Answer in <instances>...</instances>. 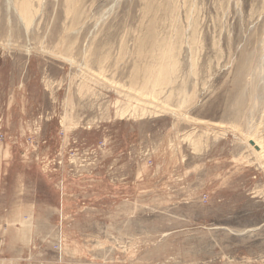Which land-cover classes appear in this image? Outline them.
I'll return each mask as SVG.
<instances>
[{
  "label": "rangeland",
  "instance_id": "rangeland-1",
  "mask_svg": "<svg viewBox=\"0 0 264 264\" xmlns=\"http://www.w3.org/2000/svg\"><path fill=\"white\" fill-rule=\"evenodd\" d=\"M0 264H264V0H0Z\"/></svg>",
  "mask_w": 264,
  "mask_h": 264
},
{
  "label": "bare ground",
  "instance_id": "bare-ground-1",
  "mask_svg": "<svg viewBox=\"0 0 264 264\" xmlns=\"http://www.w3.org/2000/svg\"><path fill=\"white\" fill-rule=\"evenodd\" d=\"M22 8H23V5H22ZM21 8V9H22ZM24 9H26L25 8V6H24ZM21 11V10H20ZM21 13V12H20ZM24 13V12H23ZM28 14V13H27ZM24 15V14H23ZM22 15V16H23ZM28 16V15H27ZM26 17V16H25ZM154 45H156V44H154ZM155 48V47H154ZM164 50V49H163ZM154 51H157V50H154ZM171 52V51H170ZM157 55V54H156ZM158 56V60L156 59V63H154L153 62V64L151 65V67H160L159 68V70L156 72V74L158 75V79L157 78H154V81L155 82H158V81H160V76H162V74L163 73H168L167 71H169V67H167L162 61H164L165 60V57H167V53L166 52H162V53H160L159 55H157ZM173 72V71H172ZM154 74V73H153ZM169 74H171V73H169ZM156 76V75H155ZM165 76V75H164ZM152 79V78H151ZM164 79H166V76L164 77ZM169 81V80H168ZM171 83V82H170ZM154 84V83H153ZM157 84V83H156ZM158 85V84H157ZM156 85V86H157ZM159 86V85H158ZM157 86V87H158ZM148 88V87H147ZM247 141V143H248V145L251 147V149L256 153V154H261V152H262V145L259 143V141L258 140H256V139H254V138H247L246 139ZM250 142H252L253 143V145H251L250 144Z\"/></svg>",
  "mask_w": 264,
  "mask_h": 264
},
{
  "label": "water",
  "instance_id": "water-1",
  "mask_svg": "<svg viewBox=\"0 0 264 264\" xmlns=\"http://www.w3.org/2000/svg\"><path fill=\"white\" fill-rule=\"evenodd\" d=\"M250 144H251V145H253V143H252V142H250Z\"/></svg>",
  "mask_w": 264,
  "mask_h": 264
}]
</instances>
